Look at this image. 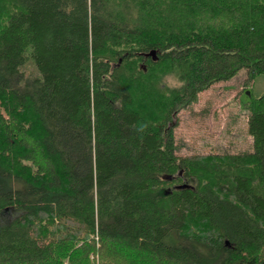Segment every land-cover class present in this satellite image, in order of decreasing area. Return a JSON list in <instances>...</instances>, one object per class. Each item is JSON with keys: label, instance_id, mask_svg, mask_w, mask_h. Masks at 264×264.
Masks as SVG:
<instances>
[{"label": "trees", "instance_id": "trees-1", "mask_svg": "<svg viewBox=\"0 0 264 264\" xmlns=\"http://www.w3.org/2000/svg\"><path fill=\"white\" fill-rule=\"evenodd\" d=\"M239 71L264 0H0V264H264V93L250 151L173 134Z\"/></svg>", "mask_w": 264, "mask_h": 264}, {"label": "rangeland", "instance_id": "rangeland-1", "mask_svg": "<svg viewBox=\"0 0 264 264\" xmlns=\"http://www.w3.org/2000/svg\"><path fill=\"white\" fill-rule=\"evenodd\" d=\"M29 62V61H28ZM32 65L25 66L32 72ZM244 71L227 81L217 82L201 91L197 100L177 112L173 118L174 139L179 143L177 155L206 153H237L252 149V138L247 131V110L243 108L251 96L264 93V75L244 83ZM169 86L177 82L167 80ZM244 90H247L244 92ZM97 264V256L90 255ZM63 264H68L67 260Z\"/></svg>", "mask_w": 264, "mask_h": 264}, {"label": "water", "instance_id": "water-1", "mask_svg": "<svg viewBox=\"0 0 264 264\" xmlns=\"http://www.w3.org/2000/svg\"><path fill=\"white\" fill-rule=\"evenodd\" d=\"M146 56H151L153 59H155V51H150L149 53H147V54H145ZM119 62H120V60H119ZM247 94H248V91L246 92Z\"/></svg>", "mask_w": 264, "mask_h": 264}]
</instances>
